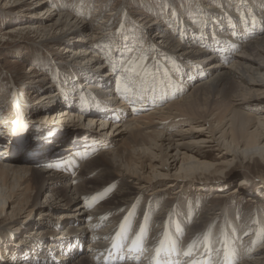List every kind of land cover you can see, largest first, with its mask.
<instances>
[{"label": "bare ground", "instance_id": "obj_1", "mask_svg": "<svg viewBox=\"0 0 264 264\" xmlns=\"http://www.w3.org/2000/svg\"><path fill=\"white\" fill-rule=\"evenodd\" d=\"M29 1H34L35 10L27 15L19 13L14 19L18 24L8 31L38 35L40 45H33L39 48L34 49L39 50L37 54L51 42L56 47L64 45L66 52L76 47L79 60L58 57L51 78L30 79L32 86L48 83L43 90L37 85L36 92H42L39 97L29 91L25 99L27 103L33 101L32 105L22 102L18 90H14V98L9 92H0V99L7 101L0 110L7 108L10 115L0 119V146L5 145L0 149V186L7 190L5 201L14 203L10 210L15 215L0 227V264H111L106 250L124 234L128 235L126 250L130 256L135 254L124 264H154L155 257L163 252L178 255L174 264H264V215L259 206L252 213L258 228L249 233V225L239 221L231 206L224 208L221 222H216L210 210H203L202 196L197 193L229 186V181L220 178L209 183L210 176L223 171L220 164L210 160L212 157L227 158L232 148L236 155L245 142L262 156L263 149L259 148L264 133L259 129L249 133V129L255 121L264 127V109L259 110L264 99V0H152L150 7L166 6L176 23L164 24L167 16L154 22L162 25L160 35L167 36L162 43L203 47L199 54L176 56L166 55L164 44L154 47L152 38L146 42L140 36L137 42L130 37L131 41H124L113 53L102 45L101 37L109 31L102 34L96 32L99 27L92 30L89 23L67 13L64 6L55 4L57 8L51 9L42 0L12 3L18 8ZM173 3L175 11L171 13ZM177 5L187 10L177 13ZM116 16L128 20L119 13ZM113 20L104 18L100 25L108 27ZM131 27L136 34L140 32ZM129 47L135 51L128 54ZM215 58L218 60L213 62ZM55 73L59 74L57 79ZM51 79L60 92L53 90ZM69 110H75L72 114L78 118V114L95 113L111 122L101 121L96 131L88 127L96 117L88 116L91 125L80 128L68 123L67 115L72 116ZM39 116L47 123L40 126L42 120L36 121ZM205 123L211 139L220 133L224 152L214 155L213 148L205 152L182 142L185 152L179 170L183 173L169 182L147 178L148 185L143 184L145 172L140 171L153 169V158L159 157L166 165L168 148L179 141L172 137L203 134L197 131L204 132ZM30 124L36 126L31 128ZM81 146L84 148L80 150ZM135 147H142V153H135L133 158ZM196 158L202 162L196 161L193 169L191 161ZM235 159L226 166H233ZM197 178L209 184L200 180L198 184ZM11 180L16 190L10 191ZM240 181L238 190L214 192V199L241 194L248 183ZM192 188L197 194L188 198L185 194ZM168 194L172 198L166 200L171 204L164 198ZM34 213L39 217L32 220ZM245 234L250 235L245 239ZM137 236L141 239L134 244ZM84 240L88 244L81 254L78 244ZM259 244L262 250L252 256ZM24 252L44 256L38 259Z\"/></svg>", "mask_w": 264, "mask_h": 264}, {"label": "rangeland", "instance_id": "obj_2", "mask_svg": "<svg viewBox=\"0 0 264 264\" xmlns=\"http://www.w3.org/2000/svg\"><path fill=\"white\" fill-rule=\"evenodd\" d=\"M42 1L47 3L46 6H48V8H51V9L57 8L56 7L57 5L58 6H64L67 13L76 15L80 19L83 18V20L85 22L89 23L92 27V30L99 27L100 29L96 30V32H98V33L102 32V34H104L105 32L109 31L108 35L106 34V35H103L101 37V38H103V42L102 41L101 42H102V45L104 46V48L109 47L110 50L112 49L113 53H114L115 49L122 46L120 44L123 43L124 41H128V40L131 41L135 37L136 42H137L139 36L142 37V39H144L143 41H146V42H147L146 38L147 39L152 38L150 40V42L152 45H154V47H156L157 45H160V43L164 44V43H162V40H163V38H166L167 36L162 37L160 35L163 32L162 27H161L162 25L160 23H154V22L158 21V19H161L163 16L164 17L167 16L166 18H164V21H163L164 24L166 23L170 26L171 25L174 26L176 24L174 22V20L170 18V16L168 15V12H166L167 11L166 6L161 5V7H159L158 4H155V8L150 7L151 6L150 2L152 0H42ZM33 2L29 1L27 3L22 4L21 7L15 8L16 7L15 5H17V4L12 3V0L9 2H8V0H0V92L5 93V94L7 92H9L10 95H13L14 90H18L19 95L21 94L20 96H23L22 98L24 99V104L27 101L25 99V97L26 96L28 97L29 94L32 92H36L37 85H38V88L42 89V90H43V88L47 89V86H48L47 82L44 84L45 86L41 83L33 84V86H32L29 84V81L31 82L30 79L33 78V79H35V81H37V79L39 80V78H41V77L48 78V76H50V78H51V76L53 74V70H54L53 69V67H54L53 63L57 64V62H58L57 58L58 57H62V58L64 57L65 59H68V61H71V59L79 60L77 53L74 52L76 47L74 49L69 47V51L66 52L65 50H63L65 48L64 45L56 47L57 44L55 42H51V40L49 39L48 41L51 42L50 46L48 44V46L46 48H43L42 50H40L39 54H37L39 50L38 51L36 50L37 51L36 52V51H34V49H39V48L33 47V45H35V44L40 45V42H38V39H37L38 35L36 36L33 34H29V33H22V34L17 35V34H14V33H11L8 31V28L16 26V24H18V22H14V19L16 16L19 15V13L22 15L23 14L27 15L28 12L33 10V8H34ZM19 3L20 2H18V4ZM55 4H56V6H55ZM179 6H181V7H179ZM179 6L177 8H179L180 10L177 9V13L185 12L187 10V7H183L182 5H179ZM42 8H45V6ZM157 8H159V9H157ZM170 8H172L171 13L173 11H175L174 3ZM34 10H35V8H34ZM109 13L110 14L113 13L112 17H109V15H108ZM116 13H119L122 16V18L123 17L128 18L129 21L128 20H124V21L121 20V18L116 16ZM4 16H6L7 19H4ZM8 18H11L10 21H7ZM104 18L105 19L106 18H108V19L114 18V20L109 24L108 27L107 26L103 27L102 25H100V21H102ZM169 19L171 21L173 20L172 21L173 24L169 21ZM132 25L135 27V29L137 31L139 29L140 32L143 33V35L140 32H138L136 34V32L132 30V27H131ZM119 26H121L120 29H119ZM156 26H158L159 28ZM85 31H88V30L86 29ZM229 34L230 33H228V35ZM232 34L236 35V33H233V32L231 33V35ZM114 35H116V36H114ZM237 35H239V34H237ZM114 37H116V38L113 39ZM130 37H132L131 40H130ZM56 39L57 38H54V41ZM136 42L134 41V44ZM140 42H142V41L140 40ZM42 43H44V42H42ZM91 43L94 44L93 42H91ZM96 44H97V41H96ZM164 45H165L164 51H165L166 55L173 53L174 56L180 55V54H185V53H192L193 54L196 52L199 54L200 49L203 48L202 46H198V48L197 47H188V46H185L182 44H178L179 46H177V47L168 46V44H164ZM136 46H138V45H136ZM44 47H45V45H44ZM95 49H97V48H95ZM129 49L130 50H128V54L132 53L134 50L132 47H129ZM146 49L149 50V52H150L149 47L146 46ZM146 49L144 51H146ZM205 50H207V49H205ZM14 52H17L15 54L16 56L13 55ZM207 52H208V50H207ZM198 54H196V55H198ZM111 55H113V54H111ZM111 55L108 56L107 58H110ZM44 58L48 60V63L43 62ZM101 59L103 61L106 60V58H103V57H101ZM217 60L218 59L215 58L213 60V62L217 61ZM55 75H56V79H57V75H59V74L55 73ZM51 80H52L51 84L54 85V88H55L53 90H55L57 93L60 92V90L58 91L57 85L53 82V79H51ZM89 82H90V80H89ZM193 84L191 83V86H188L187 89L192 87ZM94 86H96V85H94ZM96 87H99V86H96ZM21 88H22V90H21ZM29 91H31V92L29 93ZM41 93L42 92H40V91L36 92V96L38 95V97H39L41 95ZM4 99H5V97H4ZM6 102H3L2 99H0V106L3 105L2 107H4ZM32 102H29L30 105H32L31 104ZM29 103L26 102V106H29ZM35 104H37V103H35ZM64 106L61 108L58 107L57 109L58 110L63 109ZM16 108L18 110L19 109L22 110L20 107H16ZM57 109H56V111H57ZM260 109L261 110L264 109V99L261 100L259 103V110ZM56 111H54V112H56ZM74 111L75 110H69V114H70V112H71V114H72V112L74 113ZM78 115L81 116V118H78L77 116H75V114L74 115L72 114V116L67 115V118L69 119L68 123L73 124L74 126H78L80 128L81 127L85 128L88 125L92 124V126H88V127H91L92 129L97 131L99 129V127H101V126H99V123L101 121L102 122L107 121L108 123L111 122V121L106 120V119L105 120L99 119V116L96 114L87 115V113H86V114H81V115L78 114ZM9 116L10 115H9V112H7V108L0 110V119L3 117H9ZM47 116H49V115H47ZM88 116H91L90 118L96 117V121L89 124L90 119H88ZM207 120L209 121L210 118H207ZM36 121H38L37 123H39L41 121V123H39V124H41L40 126H42V124L44 125L47 123L46 120L44 118L42 119L41 116H39ZM191 123H195V122H191ZM191 125H194V124H191ZM196 125L197 126L203 125V122L201 124H196ZM29 126L32 128V127H35L36 125L30 124ZM188 127L189 126H186L185 129H187ZM226 128L227 127H225V129ZM105 129H108V131H109L111 129V127L107 126ZM203 129H206V130H204V132H198L197 131L198 134L203 133L200 135H191V136L187 135L183 138L172 137L173 139L179 140V141H173L175 145H171L170 148H168V154L170 155V157L167 158L166 165H164L163 163L162 164L160 163L161 161H160L159 157H156L155 159L153 158L152 163L154 165V168L153 169H145L144 171H140V173L145 172L142 175L143 179H145L143 184L148 185L147 183H145L147 178H151V180H153V181H159L162 183L169 182L172 179L179 177L176 174H179V173L182 174L183 173L179 170L180 167L183 165L182 159L184 158L183 153L185 152L184 146L182 144H180L182 142H188L189 146L194 148L195 150L199 149V150H202L205 152L209 151V150H207L208 148H213V149H211V151L214 155L218 154L219 152H224L225 150L224 151L221 150L222 147H225L221 143L223 139L218 138V137H220V133H215L214 138L211 139V135L207 132L209 128L206 126V123H205V126L203 127ZM257 129L262 130L264 133V127H262L258 121H255L249 129L250 130L249 133L254 132ZM100 131H103V130H100ZM172 136H174V135H172ZM42 137L43 136L40 135L39 138H42ZM17 139L14 140L15 143L18 142ZM227 139L230 141V138L227 137ZM208 140L214 141V142L206 143L205 141H208ZM262 140L263 139H261V141ZM161 142H163L164 145L168 144V141H165V140H163ZM118 145L121 146L122 142H119ZM3 147H5V145H1L0 149ZM239 147H240V150L239 149L236 150V151H238L236 155L240 156V159L234 158L236 155L234 154V151H232L233 148H232V150L230 149V153L227 154V156H228L227 158H225V157L221 158L218 155V158L212 157L210 159L212 162L215 161V162H217L216 164H220L223 171H222V173H217V175L214 177L210 176L208 178V179H210L209 183L213 184V181L215 182L217 180L216 178H220L222 180L225 179V180L229 181L228 182L229 186L224 187L220 190L216 189V190L209 192V193L205 189L199 190L197 192L196 190H194L192 188V189H189L185 195L188 196V198H191L193 195L199 193V195H201L202 199H203V203L201 205L203 207V210L204 211L210 210V211H208V213H212L213 214L212 218L216 217V222H218V223L221 222L220 221V219H221L220 215H221L222 211H224V208H228L229 206L233 207L234 210H236V212L239 215V221L241 220L242 222L249 225V227H250L249 229L251 230V231H249V233H251L254 229L258 228L257 221H253V217H254L253 212L256 211L255 208L257 206H259V207H257L259 209V212L263 213V215H264V190H263V187H264V142L260 145V147H262V148H259L261 150L263 149L262 156L257 155L258 152L255 153L256 152L255 147H252V146L247 147L246 142L244 143V145H240ZM133 149H134V150H132L133 158L135 157V153H138V152L142 153L141 151H139L140 149H142V147H140V148L135 147ZM144 149H147V147H145ZM64 152L65 151H62V153H64ZM152 153L158 154L157 151H154V150H152ZM171 157H173V158H171ZM233 159H235L233 166L227 167L226 166L227 163L231 162ZM196 161H198L199 163L202 162V160H199L197 158L192 160L191 165H192V167H194L193 169H195V166H196L194 164H198V163H195ZM5 163H9V161L7 160V161H5ZM186 165H188V164H186ZM186 165L184 166V168L190 167V165L189 166H186ZM223 167H224V169H223ZM242 179L245 180L248 183V185L246 186V189L244 191H242L241 194L236 193V194L230 195V196L227 194L226 197H224V198H218V199H222V200L214 199L215 198L214 192H217L218 194L219 193L220 194H222V193L226 194L227 192L231 191L235 187L237 188L241 182L240 180H242ZM199 180L200 179L197 178L196 183L199 184L201 181V182H205L206 184H209L208 181H203L204 179H202L200 181ZM184 181H187V180H184ZM10 183H12L10 185V188H9L10 191L16 190V188L14 187V186H16V184L13 183L12 180L10 181ZM209 186L215 187L212 185H209ZM261 186H262V188H261ZM238 189H239V187L237 188V190ZM170 193H172V192H170ZM7 195H8L7 190H5V188L0 186V209L2 206V210H0V227L3 226L2 222L8 223V221H12L15 219L14 213L10 210L11 207L14 205V203L9 202L10 200L8 202L5 201V199H6L5 197ZM171 196H172L171 194H168L164 198H165V200L170 198L169 201H171V198H172ZM194 197H196V196H194ZM183 199H184V197L182 198V200ZM252 199L256 200L255 201L256 203L251 202V201H253ZM166 203L171 204V203L167 202V200H166ZM189 203H191L190 200H189ZM79 204H80V202L77 203V205H79ZM178 207H181V206H178ZM12 217H14V218H12ZM19 217H20V215L18 216V218ZM37 217H39V215L34 213V215L32 216V220L37 219ZM81 223H83V222H81ZM63 228H64V226L62 225L60 227V229L63 230ZM60 229L58 230L59 232H60ZM64 234L66 235L67 233L64 232ZM249 235L250 234H248V235L245 234L244 238L249 236ZM86 241L87 240H84L81 242L82 249L81 250L79 249V252L81 254H83V251L88 244ZM261 245L262 244H259L257 246V248L259 250L256 247L254 248L255 250L252 249L255 251V252H253L252 256L256 255L258 253V251L262 250V248H259ZM262 246H264V244ZM86 250L88 251V249H86ZM23 255H27L26 252H24ZM33 255L35 258H38V259H42L41 257L44 256V254H41V252L39 255L29 254L27 256L33 257ZM252 256H251V258H252ZM47 259L49 260V258H47ZM48 260H46V262ZM8 264H13V263L10 262Z\"/></svg>", "mask_w": 264, "mask_h": 264}, {"label": "snow or ice", "instance_id": "obj_3", "mask_svg": "<svg viewBox=\"0 0 264 264\" xmlns=\"http://www.w3.org/2000/svg\"><path fill=\"white\" fill-rule=\"evenodd\" d=\"M140 239H141V237L140 236H137L136 240H134L133 243L134 244L135 243H138ZM165 264H168V262H165Z\"/></svg>", "mask_w": 264, "mask_h": 264}]
</instances>
